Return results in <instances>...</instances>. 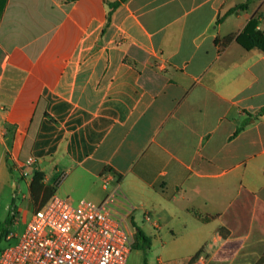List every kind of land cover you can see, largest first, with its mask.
<instances>
[{
  "label": "crops",
  "instance_id": "crops-1",
  "mask_svg": "<svg viewBox=\"0 0 264 264\" xmlns=\"http://www.w3.org/2000/svg\"><path fill=\"white\" fill-rule=\"evenodd\" d=\"M109 1L0 0V227L24 231L40 172L70 202L116 190L142 211L146 264H257L264 51L236 38L264 34V0H126L108 21Z\"/></svg>",
  "mask_w": 264,
  "mask_h": 264
},
{
  "label": "built area",
  "instance_id": "built-area-1",
  "mask_svg": "<svg viewBox=\"0 0 264 264\" xmlns=\"http://www.w3.org/2000/svg\"><path fill=\"white\" fill-rule=\"evenodd\" d=\"M34 163L29 157L21 165L23 176ZM116 195L112 190L100 202L76 204L52 195L32 213L17 242L0 250V264H126L132 208L117 213Z\"/></svg>",
  "mask_w": 264,
  "mask_h": 264
},
{
  "label": "trees",
  "instance_id": "trees-1",
  "mask_svg": "<svg viewBox=\"0 0 264 264\" xmlns=\"http://www.w3.org/2000/svg\"><path fill=\"white\" fill-rule=\"evenodd\" d=\"M126 0H114L107 2L109 11H108V21L110 18V15L112 11L118 7L122 2H125ZM248 1L246 0L244 3H240L236 5L235 7L228 10V14L235 12L237 10H243L247 8ZM257 26V19H251L247 25L245 26L242 33H240L236 40L237 42L242 45L245 49H252V48H258L262 51H264V34L256 29ZM232 39L231 36H228L224 39L225 42L230 41ZM264 113V107L261 108L257 114H263ZM42 173L35 172L32 178V181L30 183V189L33 194L34 198H37L38 193H42V200L39 205L43 204L45 201H47L52 195L54 189L49 186H43L42 183H40L42 179ZM10 222V218H7L6 225ZM4 227H0V244L3 241L7 240L8 233L3 232ZM135 246L141 247V248H147L149 246V241L147 238H145L142 231L137 228L135 232ZM141 242L140 244H138ZM3 247L0 246V250H2ZM257 264H264V258L260 259V261Z\"/></svg>",
  "mask_w": 264,
  "mask_h": 264
},
{
  "label": "rangeland",
  "instance_id": "rangeland-1",
  "mask_svg": "<svg viewBox=\"0 0 264 264\" xmlns=\"http://www.w3.org/2000/svg\"><path fill=\"white\" fill-rule=\"evenodd\" d=\"M56 196L61 197V195L57 194ZM73 204H76L77 202H72ZM134 219V222L136 223L137 228H139L143 233H145L147 236H150V239L152 241V246L147 248H141L132 246V249L129 253V256L127 258L126 264H146L147 260H154L155 258V247L157 243L154 241V234H156V231L149 226V224L145 221L144 214L142 211L137 210L134 213H132L129 217ZM18 223L17 224H9L6 225V229L9 231L8 233H12L14 237L10 240L3 241L0 246L1 247H7L10 245H13L17 242L18 238L20 237L23 228H24V217L19 218L17 217Z\"/></svg>",
  "mask_w": 264,
  "mask_h": 264
}]
</instances>
